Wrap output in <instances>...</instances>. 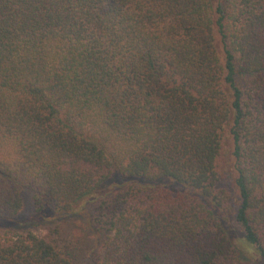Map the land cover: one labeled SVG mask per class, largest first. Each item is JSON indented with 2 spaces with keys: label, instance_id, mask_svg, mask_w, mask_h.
<instances>
[{
  "label": "trees",
  "instance_id": "trees-1",
  "mask_svg": "<svg viewBox=\"0 0 264 264\" xmlns=\"http://www.w3.org/2000/svg\"><path fill=\"white\" fill-rule=\"evenodd\" d=\"M25 191L44 236L10 225ZM239 242L264 264V0H0V264H241Z\"/></svg>",
  "mask_w": 264,
  "mask_h": 264
},
{
  "label": "rangeland",
  "instance_id": "rangeland-1",
  "mask_svg": "<svg viewBox=\"0 0 264 264\" xmlns=\"http://www.w3.org/2000/svg\"><path fill=\"white\" fill-rule=\"evenodd\" d=\"M233 141L230 138L228 132H224L223 134V141H222V150L221 155L218 159V188H223L228 190L231 193L234 205L236 206L239 203V192L235 186L234 179L236 175L235 171V159L233 158ZM123 183V180L117 178L113 181L112 185L117 186L118 184ZM31 193L25 191L22 193L23 198V208L20 213L15 217L14 223H5L10 224L17 228L18 232L24 231H33L37 235L44 236L46 235L47 228L54 224V221H49V217L45 215L37 216L34 212V207L32 204V197ZM87 206L84 207V211L81 215H77L73 220L70 221V225H72L73 233L78 234L80 236L82 230L84 229L86 222V217L91 213L93 203L86 204ZM235 230V228H234ZM233 227L231 231L233 232ZM247 247V246H246ZM242 242H239L238 248L240 250L239 261L242 262L241 264H254V262L260 263L257 257L256 252L251 248H246Z\"/></svg>",
  "mask_w": 264,
  "mask_h": 264
}]
</instances>
